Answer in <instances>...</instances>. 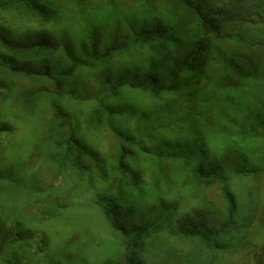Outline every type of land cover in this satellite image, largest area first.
I'll list each match as a JSON object with an SVG mask.
<instances>
[{
  "label": "trees",
  "instance_id": "trees-1",
  "mask_svg": "<svg viewBox=\"0 0 264 264\" xmlns=\"http://www.w3.org/2000/svg\"><path fill=\"white\" fill-rule=\"evenodd\" d=\"M2 15L10 20L0 18V101L25 122L33 120L37 109L39 119H46V170L56 176L49 187L50 200L62 175L73 176L61 191L73 216L76 202L71 192L85 185L98 191L96 203L122 243L115 264H145L140 255L146 242L172 224L168 213L178 203H171L170 211L163 207L180 183L174 178L183 172V186L193 187L194 198L218 184L232 204L225 205L224 217L229 212L233 219L237 209L228 180L244 172L235 163L249 161L244 145L258 135L261 122L260 112L252 119L240 104L252 93L249 85L264 80V0H0ZM20 28L25 30L18 35ZM76 29L80 34L74 41ZM129 56L134 57L132 63L122 61ZM182 80L201 93L193 104L200 118L191 122L194 140L189 148L178 138L176 143L157 142V133L171 129L173 120L161 124L150 138L134 139L121 129L127 91L151 93L154 101L167 106L161 108L167 115L173 108L163 97L180 89ZM88 100L94 104L86 106ZM83 113L87 116L80 119ZM203 119L217 128L205 132ZM93 120L96 133L107 127L117 155H101L86 140L83 124ZM12 130L11 121L0 120V137ZM216 131L222 132L221 152L222 148L212 149ZM152 160L159 171L149 174L143 164ZM143 172L153 176V187L138 220L135 205L141 206L143 199L142 187L136 186L146 182ZM5 181L0 173V195L8 186ZM7 194L2 201H7ZM222 211L207 198L178 220L180 236L227 248L234 237L225 233L227 225H221ZM9 214H0V264H41V259H34L41 254L56 264H74L69 240L60 243L51 233H58L62 221L24 226L10 223ZM236 227L243 233L244 227Z\"/></svg>",
  "mask_w": 264,
  "mask_h": 264
},
{
  "label": "rangeland",
  "instance_id": "rangeland-1",
  "mask_svg": "<svg viewBox=\"0 0 264 264\" xmlns=\"http://www.w3.org/2000/svg\"><path fill=\"white\" fill-rule=\"evenodd\" d=\"M0 18L5 21L10 20V17L3 15ZM24 30L23 28L17 30L18 35L21 34H19L20 31ZM78 34H80L78 29L73 31L74 41ZM133 60L134 57L129 56L122 61L132 63ZM178 85H180V89L178 88L173 94L163 97V101L169 103V106L173 108L167 115H164L161 109L167 106L154 101L155 97L151 93L143 96L141 91H133L134 94H129L127 91L123 95L124 101L121 103V105H125V113L120 120L121 129L131 133L134 139L141 136L150 138L160 129L161 124L173 120L176 124L171 129L162 130L160 134L157 133V142L171 139L172 143H176L178 138L182 140V144L188 145L189 148L194 140L191 122L200 118V114L195 111L193 104L198 102L201 93H195V89L192 85H188L186 80L180 81ZM33 87L36 86L33 85ZM249 88L252 93L249 95L246 93L240 105L244 109V114L251 115L252 119L257 111L260 112L261 122L260 127L257 128L258 135L244 145V154L249 161L235 163L237 169H243L244 172L233 174L228 180L227 190L229 196L233 197L237 209L235 214H232L233 219L228 217L229 212H227L226 218L224 217L226 211L222 210L225 205L232 207V204L230 205L226 196L223 195L221 188L217 187L218 184L208 191L201 190L197 193L199 198L197 196L194 198L193 187L183 186L182 183L187 178V173L178 174L174 179L180 183L175 186L177 188L172 192L174 197H168L167 201L169 202L166 203L168 206L163 207L170 211V208L173 207L171 203H178L176 210L168 213V218L173 219L172 224L170 228L166 226L156 238L146 242L145 251L140 255L145 264H264V80L251 83ZM79 97H81V93ZM90 102L93 103L88 100L86 106ZM39 111V109L36 110L37 113L33 115V120L25 122L22 116L14 117L16 114H13L12 106L0 101V120L11 121L13 128L11 133L3 134L0 137V173L5 176V184L8 185L5 193L0 195V214L5 217V212L9 211L10 223H23L24 226H30L34 222L45 227L50 223L62 221L63 225L58 233L54 234V231L51 233L53 237L59 238L60 243L69 240L67 246L74 251V264H109L110 261L115 264L118 259V255L115 253L117 246L122 245L121 239L119 237L115 239L107 219L97 205L98 191L95 188L85 185L76 187L71 192V199L74 198L76 202L75 216L70 213L72 206L68 205L61 195V191L70 185L73 176L69 178L64 175L60 176L54 183L53 190L56 194L51 196L52 200L49 199V187L53 184L56 176L55 174L49 176L48 169L46 170L49 154L48 146L44 140L46 132L43 124L46 119L43 117L39 119ZM194 114H196V118H194ZM79 116L80 119H83L87 115L83 113ZM94 121L92 124L90 122L83 124L82 129L86 140L89 138L92 147L101 155H117L115 141L109 136L110 132L107 127L102 128L105 131L96 133ZM131 123H135L136 126L130 128ZM203 123L202 128L205 132L211 131L209 130L211 128H217L210 123L207 124L204 119ZM90 132L95 134L91 136ZM215 133L216 143L212 149L219 150L223 146L222 132L216 131ZM82 136L80 132L78 137ZM240 147L242 146L240 145ZM153 163H157V161H146L144 164L142 162L149 174L156 169L159 171L158 165ZM176 163H181V160ZM251 167L254 169L249 170ZM143 175L146 182H141L136 186L139 190L142 187L139 194L143 199L141 206L135 205L136 214L134 217H137L138 220L143 203L150 202L148 195L153 187L151 180L153 176L145 172ZM73 180L75 183V179ZM0 186L4 187L1 183ZM7 192V201L4 202L2 198ZM144 197L146 198L144 199ZM207 198L217 203L222 211L221 225H227L225 233L234 237L226 243L230 247L223 248L224 244L215 247L211 240L202 242L197 238H183L179 234L182 225L178 223V220L198 204L205 202ZM160 209L162 210V207ZM56 211L59 215L56 214ZM236 225L244 227L243 233H241L242 229ZM152 240L154 242H151ZM218 241L222 242V239L218 238ZM36 244L39 243L36 242ZM34 259H41V264L57 263V260L52 261V258H44L42 254Z\"/></svg>",
  "mask_w": 264,
  "mask_h": 264
}]
</instances>
